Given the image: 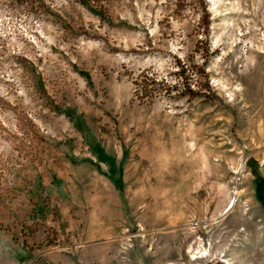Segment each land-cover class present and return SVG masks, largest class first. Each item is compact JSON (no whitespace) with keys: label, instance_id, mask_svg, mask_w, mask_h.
Listing matches in <instances>:
<instances>
[{"label":"rangeland","instance_id":"374dc122","mask_svg":"<svg viewBox=\"0 0 264 264\" xmlns=\"http://www.w3.org/2000/svg\"><path fill=\"white\" fill-rule=\"evenodd\" d=\"M0 264H264V0H0Z\"/></svg>","mask_w":264,"mask_h":264}]
</instances>
